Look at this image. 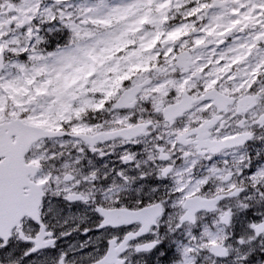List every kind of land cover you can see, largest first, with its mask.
<instances>
[{
	"label": "snow or ice",
	"instance_id": "snow-or-ice-1",
	"mask_svg": "<svg viewBox=\"0 0 264 264\" xmlns=\"http://www.w3.org/2000/svg\"><path fill=\"white\" fill-rule=\"evenodd\" d=\"M0 264H264V0H0Z\"/></svg>",
	"mask_w": 264,
	"mask_h": 264
}]
</instances>
